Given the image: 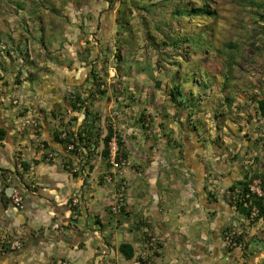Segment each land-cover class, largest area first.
I'll use <instances>...</instances> for the list:
<instances>
[{"label":"crops","instance_id":"obj_1","mask_svg":"<svg viewBox=\"0 0 264 264\" xmlns=\"http://www.w3.org/2000/svg\"><path fill=\"white\" fill-rule=\"evenodd\" d=\"M132 4L49 2L44 15L54 18L40 21L37 60H22L33 68L11 67L10 81L0 73V242H22L1 244L0 264H264V209L251 224L232 198L264 174L256 99L202 101L192 115L189 101L159 97L164 87L124 63L133 46L120 26L132 22ZM14 188L22 208L11 201ZM234 225L240 245L227 249L224 231Z\"/></svg>","mask_w":264,"mask_h":264},{"label":"rangeland","instance_id":"obj_2","mask_svg":"<svg viewBox=\"0 0 264 264\" xmlns=\"http://www.w3.org/2000/svg\"><path fill=\"white\" fill-rule=\"evenodd\" d=\"M54 1L0 0V73L9 81L11 67L22 75L33 68L22 60L28 53L37 60L35 46L46 39L40 21L54 18L44 15V7ZM134 1L132 22L120 26L133 46L126 45L124 63L142 68L145 80L164 87L159 97L179 85L178 99L189 101L193 115L202 101L222 107L227 99L263 94L264 0ZM201 7L207 12L197 10Z\"/></svg>","mask_w":264,"mask_h":264},{"label":"built area","instance_id":"obj_3","mask_svg":"<svg viewBox=\"0 0 264 264\" xmlns=\"http://www.w3.org/2000/svg\"><path fill=\"white\" fill-rule=\"evenodd\" d=\"M260 119H262V117ZM63 136H65V133H63ZM258 137L261 138L260 146L262 150H264V131L263 130L258 133ZM72 146H73V143L70 142L69 147L71 148ZM111 148L115 150L114 144H112ZM228 155L229 156L233 155V151L229 150ZM125 163H126V160L122 158L119 161H115L113 165L115 167L117 166L119 167V166H123ZM126 188H127V182L122 181L120 185V190L117 194V204L113 207L114 211L118 210L120 208V203L124 201L125 199L124 195H125ZM263 196H264V174L260 177L254 178L251 181V183L248 185L247 190L241 191L239 193L236 191L233 194L232 198H234V201L236 203H239L243 207L248 209L246 217L248 218V222L251 223L258 216L259 208L257 204L251 203V201L249 200L252 197H263ZM11 201L18 208H22L24 205L23 195L17 188H14L12 190ZM51 227L53 229H59L61 228V225L59 222L56 221L52 223ZM242 232L243 231L235 225L226 229L224 231V236L222 240L223 246H225L227 249L239 246L240 245L239 236L242 234ZM6 243H7V246L11 249H18L22 246V242L19 239L13 238L8 241L2 236L0 245L2 244L3 246V245H6ZM155 244H156L155 238L152 237L148 245L152 248L155 246ZM54 263L55 264H70V262L65 259H56Z\"/></svg>","mask_w":264,"mask_h":264},{"label":"trees","instance_id":"obj_4","mask_svg":"<svg viewBox=\"0 0 264 264\" xmlns=\"http://www.w3.org/2000/svg\"><path fill=\"white\" fill-rule=\"evenodd\" d=\"M197 10L203 11V12H207L206 7H201L198 8ZM191 11V10H190ZM182 12V11H181ZM181 94V91L179 89V85H176L174 88H172L169 92V98L170 100L177 106V107H181L182 104H184L183 100L178 99V95ZM257 101V107H258V111L260 113V115H262L264 117V96L260 95L256 98ZM6 130L4 129L3 126L0 125V140H2L5 136ZM111 137V133L110 131L107 132V134L104 136L103 138V154L105 156L108 155V141ZM264 196L263 197H252L250 198L249 201H251V203H255L258 205L259 210H263L264 209ZM119 250L126 256V257H130L131 256V247L126 244V243H121L119 246Z\"/></svg>","mask_w":264,"mask_h":264}]
</instances>
